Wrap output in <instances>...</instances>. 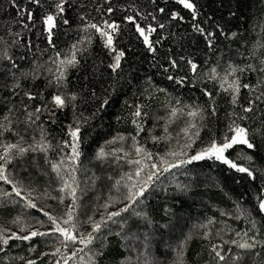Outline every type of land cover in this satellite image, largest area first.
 Masks as SVG:
<instances>
[{"label":"snow or ice","instance_id":"obj_1","mask_svg":"<svg viewBox=\"0 0 264 264\" xmlns=\"http://www.w3.org/2000/svg\"><path fill=\"white\" fill-rule=\"evenodd\" d=\"M148 3L151 11L136 0H7L15 16L0 35V207L15 215L0 220V264H103L111 226L119 227L117 236L141 239L129 221L154 224L149 196L167 191L169 183L187 192L190 185L176 175L207 160L245 174L251 184L259 179L255 204L244 206L251 196L244 204L233 201V208L217 209L218 216H204L167 242L161 233L164 255L170 264H264V12L252 38L247 29L215 21L198 0ZM183 24L188 28L181 32ZM97 48L106 59L95 55ZM130 56L150 57L164 79L198 89L204 100L176 95L147 76L135 85V100L124 101L126 117H116L133 131L112 136L85 161L82 129L110 103L125 66L131 68ZM81 71L77 86L69 77ZM93 102L98 106L85 115L81 107ZM64 114L71 119L61 122ZM58 124L60 137L50 131ZM161 143L164 150L153 151ZM93 160L120 171L107 176L105 196L86 204L98 179L88 175ZM194 240L202 242L197 262L187 256ZM152 242L146 231L145 252L135 264H166L148 251ZM20 246L27 255L14 251Z\"/></svg>","mask_w":264,"mask_h":264},{"label":"trees","instance_id":"obj_2","mask_svg":"<svg viewBox=\"0 0 264 264\" xmlns=\"http://www.w3.org/2000/svg\"><path fill=\"white\" fill-rule=\"evenodd\" d=\"M85 3L93 5L95 0H84ZM103 4V0H99ZM143 8L151 11V5L148 0H136ZM200 4L204 6V12L213 16L215 21L224 24L227 29L237 30L244 32L246 29L251 33V37L255 38L257 32H260V23L262 22L261 13L264 12L262 4L264 0H198ZM158 3L163 4V0H158ZM0 35H3V25L5 21L15 16V10L7 4V0H0ZM173 5L169 4L168 7ZM92 12V16L98 17L95 11L91 8L88 9ZM233 13L234 15H230ZM256 26L253 30V26ZM188 28L187 24L180 26L179 31H184ZM175 30V29H174ZM226 43V42H225ZM123 47H127V42L122 43ZM171 45V43L169 44ZM174 47V46H173ZM203 46L201 45V48ZM235 47V45H233ZM95 55L99 59H106L99 49H95ZM201 56V52L197 51V57ZM129 62L131 68L125 66V79L121 80L117 84V91L112 94L110 103L99 113L95 119L90 120L87 125L82 129L84 136V143L82 145L83 157L85 161L91 159L96 149L103 145L106 140H110L112 136L117 133H123L127 135L133 131L132 125L123 119L117 122L116 117H126L129 109L125 105L124 101L128 100L130 103L135 100L133 93L137 91L135 85L143 81L147 76H153L154 82L161 87H166L170 92L176 95L183 96L185 98L191 96L193 98L200 97L201 102L204 98L200 95L198 89H192L189 91L188 87H179L171 84L163 76L158 74L157 69H154L150 63V57L141 56H130ZM101 72L105 69L103 66L100 68ZM86 73L73 72L69 77L74 84L79 86L83 83V75ZM80 77L79 80L76 78ZM132 81L130 87L128 81ZM98 92L101 91L99 84L95 85ZM161 99L163 97L161 96ZM98 106L97 102H93L89 105L81 107V111H84L85 115H88L90 111L94 110ZM158 104L153 103L152 109L156 110ZM223 108L220 110V116L223 118ZM151 115V113H150ZM71 119L70 114L60 115L61 122H67ZM152 123L151 118L148 120V124ZM50 131L56 136L60 137L63 133L60 131V125H50ZM159 129L157 130V133ZM206 134V133H205ZM143 135V134H142ZM152 147L151 141L148 144ZM164 144L161 143L153 148V151H163ZM243 147V146H240ZM41 163H43L41 158ZM259 165V161H257ZM91 169L89 176L92 172L95 173L98 179L94 186L89 185V190L86 193L84 200L88 204L93 198L99 196H105L108 192L110 181L107 179L108 175H118L120 169L115 165L108 163L101 164L98 161L93 160L88 165ZM189 171L187 174L180 172L177 174L178 181L182 184L190 185L187 192L178 191L175 183H169L167 191H157L156 194L149 196L146 201L147 209L154 220V224L148 228L142 220L133 217L129 223L132 225L131 232L133 235H140L141 239H134L132 235L117 236L116 232L120 231L117 225H112V234L108 236L105 251L107 256L103 260V264H135L138 255L145 252V248L142 243V235L148 231L153 233V242L148 249L151 252L153 258L157 261L166 262L170 264L171 256H165L164 253L167 251L163 243H158L161 239V233H163V240L169 241L170 237H179L181 232H187L188 229L194 224L198 223L207 215H219L217 209L234 207L233 201H239L244 204L245 201L249 200V197H253L252 201L245 204V207H251L255 204V195L257 189L261 184L259 179L256 180L255 184L248 182V178L245 174L230 172L226 170V166L220 165L218 162L214 163L211 160L194 162L193 165L187 166ZM244 179H241V177ZM54 186V185H53ZM43 188V185L41 186ZM227 193V195L225 194ZM96 201V200H95ZM165 209L175 213L174 216L168 215ZM15 215L12 209H4L0 207V220L5 217L11 218ZM171 223L172 228L170 230L160 228V225ZM229 223L233 221L229 220ZM242 223V222H237ZM201 241L194 240L187 253L188 259L193 262L200 260V257L196 256V253L201 251ZM19 255H27L24 251V246H20L14 249ZM207 259L205 255L203 257Z\"/></svg>","mask_w":264,"mask_h":264},{"label":"rangeland","instance_id":"obj_3","mask_svg":"<svg viewBox=\"0 0 264 264\" xmlns=\"http://www.w3.org/2000/svg\"><path fill=\"white\" fill-rule=\"evenodd\" d=\"M163 150H164V149H163ZM124 170L127 171V167H126V166H125ZM176 180L178 181L177 175H176ZM171 184H174V183H171ZM95 200H96V199L93 198V199L91 200V202L94 203V202H96ZM101 202H102V201H101ZM49 203H51V201H50Z\"/></svg>","mask_w":264,"mask_h":264}]
</instances>
